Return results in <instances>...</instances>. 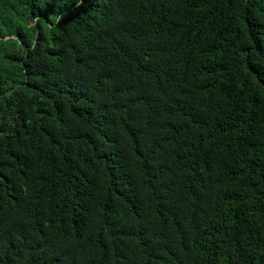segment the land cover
I'll return each mask as SVG.
<instances>
[{
	"label": "trees",
	"instance_id": "obj_1",
	"mask_svg": "<svg viewBox=\"0 0 264 264\" xmlns=\"http://www.w3.org/2000/svg\"><path fill=\"white\" fill-rule=\"evenodd\" d=\"M0 264H264V0H0Z\"/></svg>",
	"mask_w": 264,
	"mask_h": 264
}]
</instances>
